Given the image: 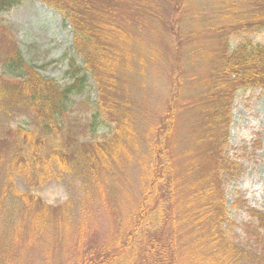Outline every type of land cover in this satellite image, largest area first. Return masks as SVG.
Segmentation results:
<instances>
[{"label":"rangeland","instance_id":"obj_1","mask_svg":"<svg viewBox=\"0 0 264 264\" xmlns=\"http://www.w3.org/2000/svg\"><path fill=\"white\" fill-rule=\"evenodd\" d=\"M77 1L104 34L111 64L100 85L89 74V87L73 95L63 128L49 138L65 144L78 166H53L57 176L39 186L18 176L19 195L8 188L5 196V166L19 169L17 130H36L37 119L21 107L0 112V250H13L9 264H69L85 245L115 243L124 247L115 264H133L155 234L167 259L160 264H264V87L235 90L220 119L211 116L210 98L224 55L246 40L264 44V29L235 25L257 13L259 0L67 3ZM65 18L42 0L3 13L0 77H10L2 62L18 46L27 64L68 83L77 54ZM95 108L105 120L91 126ZM111 139L120 148L99 155Z\"/></svg>","mask_w":264,"mask_h":264},{"label":"trees","instance_id":"obj_2","mask_svg":"<svg viewBox=\"0 0 264 264\" xmlns=\"http://www.w3.org/2000/svg\"><path fill=\"white\" fill-rule=\"evenodd\" d=\"M23 0H0V24L3 13L14 6L20 4ZM45 3L59 9L65 19L69 21L74 29V49L77 57L69 60L67 75L69 82L61 84L53 78L42 74L37 67L27 64L22 51L18 46L13 47L5 55L4 74L10 75L0 77V112L10 114L15 108L31 109L37 119L36 130L29 131L26 128L19 127L17 130L21 144L16 154L12 158L17 161L18 170L13 169V161L6 162V194L7 189L13 190L18 194L16 187V178L22 176L25 180H30L32 186H39L44 182L52 180L57 176L58 170L72 172L76 165L72 152L60 142H49L63 128L60 118L68 113L69 103L76 94H82L89 87V74L100 85L102 81V71L104 65L110 67L111 64L105 55L107 49L102 42L104 34L100 32L93 21H88L80 9L78 1L74 4H68L67 0H42ZM258 11L254 16L247 18L246 23L237 20L236 24L242 23L244 30L260 31L264 29V0H259L254 6ZM223 66L215 68L214 72L222 76L220 84L214 85L217 88L210 98L215 99L214 113L211 116L224 118V109L228 107L227 103L233 97L235 90L242 88L264 87V44L253 43L246 40L224 55ZM224 86H229V90L222 93L218 92ZM223 109V111H222ZM222 113V114H221ZM213 119V118H212ZM101 108H95L92 115L91 126H97L104 123ZM212 122H215L213 119ZM127 128L122 125V130ZM116 139V138H115ZM119 142L114 139L108 140L106 147L98 150L99 155H103L106 150L112 151L120 148ZM152 147H155L152 145ZM162 153V149H159ZM157 156L155 157V159ZM154 159V162H155ZM4 161V159L2 160ZM220 164L223 166L222 178L228 175L227 167L224 162V152L220 153ZM229 164V162H228ZM57 171V170H56ZM91 172L92 170H88ZM53 172V174H52ZM163 179V178H161ZM36 184V185H34ZM19 195V194H18ZM34 201L38 202L42 208L49 210V206L40 197L34 195ZM6 204V203H5ZM9 209L8 204H6ZM222 212V219L226 218L223 210V204L219 205ZM147 211V204L140 207V214ZM10 213V212H9ZM155 214L159 219L161 213L149 211V214ZM16 215V214H15ZM17 216V215H16ZM161 221V220H160ZM223 234V233H222ZM216 235V234H215ZM157 234L151 238L150 245L144 250V258L138 263L133 264H160V259L164 258L165 251L160 240L156 239ZM218 236V235H217ZM222 237V235H219ZM224 236V235H223ZM230 247L233 245L229 242ZM100 247H87L86 245L79 252L74 262L69 264H115L116 258L120 257L121 250L124 247L115 243L114 245H99ZM13 250L7 246L0 250V264H9Z\"/></svg>","mask_w":264,"mask_h":264}]
</instances>
